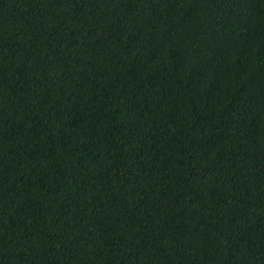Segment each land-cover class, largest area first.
Masks as SVG:
<instances>
[{
  "label": "trees",
  "instance_id": "16d2710c",
  "mask_svg": "<svg viewBox=\"0 0 264 264\" xmlns=\"http://www.w3.org/2000/svg\"><path fill=\"white\" fill-rule=\"evenodd\" d=\"M0 264H264V0H0Z\"/></svg>",
  "mask_w": 264,
  "mask_h": 264
}]
</instances>
